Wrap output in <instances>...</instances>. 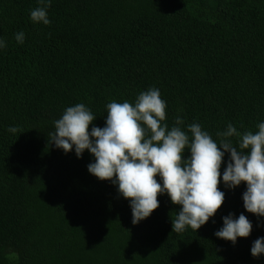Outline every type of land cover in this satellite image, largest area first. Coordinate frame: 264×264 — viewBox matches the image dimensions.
Segmentation results:
<instances>
[{
	"label": "trees",
	"instance_id": "16d2710c",
	"mask_svg": "<svg viewBox=\"0 0 264 264\" xmlns=\"http://www.w3.org/2000/svg\"><path fill=\"white\" fill-rule=\"evenodd\" d=\"M37 6L0 0V264H264L250 252L264 227L243 207L244 183L197 231H173L180 206L167 194L134 225L116 186L88 172L94 157L65 154L50 136L69 106L85 104L103 127L108 103L153 86L169 128L180 116L214 139L228 123L257 131L264 0H51L50 25L31 21ZM230 212L253 222L235 245L214 235Z\"/></svg>",
	"mask_w": 264,
	"mask_h": 264
},
{
	"label": "clouds",
	"instance_id": "9594fccd",
	"mask_svg": "<svg viewBox=\"0 0 264 264\" xmlns=\"http://www.w3.org/2000/svg\"><path fill=\"white\" fill-rule=\"evenodd\" d=\"M38 5L30 10L31 21L50 25L47 10L51 0H38ZM15 39L23 43L25 33L17 32ZM6 46L0 37V49ZM106 108L105 124L100 127L93 123L97 117L85 104L67 107L53 122L51 142L65 154L74 151L77 158L87 150L94 157L87 165L88 172L116 186L118 194L129 202L134 225L159 207L158 195L167 194L180 206L172 220L173 231L180 233L189 226L197 231L215 216L226 191L244 183L243 207L258 218L256 227H264V121L256 125L255 132H240L228 123L216 133L218 139L199 123L184 130L180 116L169 128L164 123L167 102L154 86L141 91L134 102L113 100ZM8 131L16 133L18 129L12 126ZM221 183L224 190L218 187ZM222 221L214 235L233 245L253 230V222L244 212L239 216L230 212ZM250 252L254 258L264 255V236L252 242Z\"/></svg>",
	"mask_w": 264,
	"mask_h": 264
}]
</instances>
